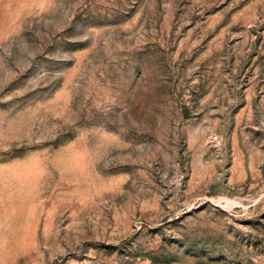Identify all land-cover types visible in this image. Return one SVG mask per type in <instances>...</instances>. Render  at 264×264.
<instances>
[{
    "label": "rangeland",
    "instance_id": "374dc122",
    "mask_svg": "<svg viewBox=\"0 0 264 264\" xmlns=\"http://www.w3.org/2000/svg\"><path fill=\"white\" fill-rule=\"evenodd\" d=\"M0 264H264V0H0Z\"/></svg>",
    "mask_w": 264,
    "mask_h": 264
}]
</instances>
